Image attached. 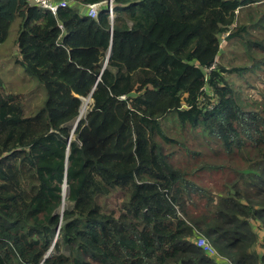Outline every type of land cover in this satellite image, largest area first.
<instances>
[{
  "label": "trees",
  "instance_id": "trees-1",
  "mask_svg": "<svg viewBox=\"0 0 264 264\" xmlns=\"http://www.w3.org/2000/svg\"><path fill=\"white\" fill-rule=\"evenodd\" d=\"M64 1L0 0V264H264V0Z\"/></svg>",
  "mask_w": 264,
  "mask_h": 264
},
{
  "label": "rangeland",
  "instance_id": "rangeland-1",
  "mask_svg": "<svg viewBox=\"0 0 264 264\" xmlns=\"http://www.w3.org/2000/svg\"><path fill=\"white\" fill-rule=\"evenodd\" d=\"M15 31L16 23L10 27L8 38L3 44L0 45V78L6 93L20 94L24 97V117L31 118L43 109L47 95L44 86L40 84L35 77L26 74L23 68L15 63ZM224 46L225 41L223 40L220 46L221 50L224 48ZM236 63L241 64L242 62L237 61ZM237 83L239 85H244L245 82L243 79H241ZM240 90H244V92H246L244 87H241ZM250 93L252 94V97H256L255 94L257 93V88L254 85L250 86ZM89 107L90 105H88V108ZM88 108L87 105L82 107L83 115ZM76 125L77 124H75V122L72 123V130H75ZM230 258H232L231 254H229L227 260L232 263V259Z\"/></svg>",
  "mask_w": 264,
  "mask_h": 264
},
{
  "label": "built area",
  "instance_id": "built-area-1",
  "mask_svg": "<svg viewBox=\"0 0 264 264\" xmlns=\"http://www.w3.org/2000/svg\"><path fill=\"white\" fill-rule=\"evenodd\" d=\"M29 2H31L32 4H34L35 6H37L39 9L42 10H48L49 12H51L53 15L56 14L58 8H65L67 6L66 1L62 0L58 3H52L49 0H28ZM101 4H90L87 6V16L89 18H96L97 14H98V9L100 7ZM109 13H110V18L113 17V12H112V7L111 5H109ZM82 103H84V105H88L91 104V101L89 99H81ZM195 246L199 249H201L205 254H207L208 256H218L215 248L209 243V241L203 237H198L195 240Z\"/></svg>",
  "mask_w": 264,
  "mask_h": 264
},
{
  "label": "bare ground",
  "instance_id": "bare-ground-1",
  "mask_svg": "<svg viewBox=\"0 0 264 264\" xmlns=\"http://www.w3.org/2000/svg\"><path fill=\"white\" fill-rule=\"evenodd\" d=\"M65 191H66V187L64 186V187H63V193H64L63 196H66V194H67V193H65ZM64 198H65V197H64Z\"/></svg>",
  "mask_w": 264,
  "mask_h": 264
},
{
  "label": "crops",
  "instance_id": "crops-1",
  "mask_svg": "<svg viewBox=\"0 0 264 264\" xmlns=\"http://www.w3.org/2000/svg\"><path fill=\"white\" fill-rule=\"evenodd\" d=\"M80 9H82V10H83V9H84V7H83V8H80ZM86 9H87V8H86Z\"/></svg>",
  "mask_w": 264,
  "mask_h": 264
},
{
  "label": "water",
  "instance_id": "water-1",
  "mask_svg": "<svg viewBox=\"0 0 264 264\" xmlns=\"http://www.w3.org/2000/svg\"><path fill=\"white\" fill-rule=\"evenodd\" d=\"M109 4L111 5V2H109Z\"/></svg>",
  "mask_w": 264,
  "mask_h": 264
}]
</instances>
